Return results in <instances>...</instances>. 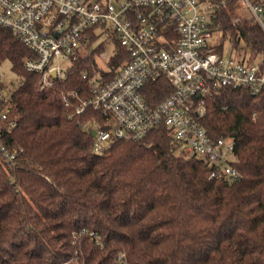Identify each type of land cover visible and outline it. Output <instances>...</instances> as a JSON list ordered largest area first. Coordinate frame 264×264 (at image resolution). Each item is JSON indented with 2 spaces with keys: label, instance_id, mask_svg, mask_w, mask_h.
Returning a JSON list of instances; mask_svg holds the SVG:
<instances>
[{
  "label": "trees",
  "instance_id": "16d2710c",
  "mask_svg": "<svg viewBox=\"0 0 264 264\" xmlns=\"http://www.w3.org/2000/svg\"><path fill=\"white\" fill-rule=\"evenodd\" d=\"M210 1L211 31L264 56V31L236 18L238 0ZM96 36L65 79L39 89L38 73L23 66L34 53L0 26V65L8 60L19 78L0 99L15 120L1 141L21 149L12 166L0 152V264H115L119 254L127 264H264V93L224 88L205 99L199 124L213 139L234 141L232 179L209 177L164 124L138 140L115 138L97 154L91 131L106 116L74 108L90 97V77L112 78L127 50L113 43L103 70ZM69 91L77 96L67 106L60 94ZM171 92L161 77L143 96L154 107Z\"/></svg>",
  "mask_w": 264,
  "mask_h": 264
},
{
  "label": "built area",
  "instance_id": "2783aa9c",
  "mask_svg": "<svg viewBox=\"0 0 264 264\" xmlns=\"http://www.w3.org/2000/svg\"><path fill=\"white\" fill-rule=\"evenodd\" d=\"M241 1L264 31V1ZM212 14L210 0H0V26L34 53L23 58V66L38 73L39 89L65 79V69L78 53L91 51V32L100 43L112 41L127 50L112 78L90 77V97L74 108L80 113L91 106L106 116L94 130L95 153L101 154L115 138L138 140L164 124L183 152L209 167V177L232 179L238 174L231 166L232 137L211 138L198 118L205 113L206 97L224 88L264 93V57H242L239 47L216 50L213 40L220 33L209 27ZM161 77L172 92L153 107L144 88ZM7 94L0 87V99ZM76 96L63 92L60 99L70 106ZM9 107L7 100L0 106V152L12 166L21 149H8L1 141L15 126ZM115 264H127L124 254Z\"/></svg>",
  "mask_w": 264,
  "mask_h": 264
},
{
  "label": "rangeland",
  "instance_id": "374dc122",
  "mask_svg": "<svg viewBox=\"0 0 264 264\" xmlns=\"http://www.w3.org/2000/svg\"><path fill=\"white\" fill-rule=\"evenodd\" d=\"M247 9L248 8H245L244 5L242 4V1L238 0V6L235 9V15L237 16L236 18L238 19L245 18L246 20H250L251 22L256 23V21L252 18L249 10ZM229 42H230L229 37L223 36V33L221 36L220 34L215 35V38L213 40V44L215 45L216 50L220 52L224 51V53L228 52L231 47ZM102 43H104L105 50L101 54H98L96 52L94 54V60L99 68L105 70L107 68V61L109 57L112 55L114 48L112 41H109L108 43V40H104V42ZM238 47H239L238 52L242 57H246L249 58L250 60H255V61L259 60L260 57H264L260 55L256 56L250 50L245 48L246 46H244L243 40L241 38L239 39ZM86 54H88L87 51L82 50L80 53H78V56L84 57L86 56ZM18 81H19L18 76L10 69V62L8 60L3 61L0 65V87L2 88V90H5L7 92L10 91L12 87L18 84Z\"/></svg>",
  "mask_w": 264,
  "mask_h": 264
},
{
  "label": "water",
  "instance_id": "95a60500",
  "mask_svg": "<svg viewBox=\"0 0 264 264\" xmlns=\"http://www.w3.org/2000/svg\"><path fill=\"white\" fill-rule=\"evenodd\" d=\"M94 134H95V131H94V130H92V131H91V135L93 136Z\"/></svg>",
  "mask_w": 264,
  "mask_h": 264
}]
</instances>
